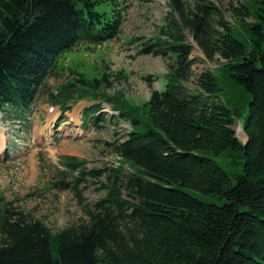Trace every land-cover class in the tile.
<instances>
[{
    "label": "trees",
    "instance_id": "obj_1",
    "mask_svg": "<svg viewBox=\"0 0 264 264\" xmlns=\"http://www.w3.org/2000/svg\"><path fill=\"white\" fill-rule=\"evenodd\" d=\"M220 2L169 0L166 23L141 54L171 62L164 88L144 105L109 94L106 72L80 73L51 95L64 106L75 97L115 102L131 131L108 143L117 168L88 170L85 161L63 157L80 171L76 193L85 176L106 191L83 205V221L55 232L0 200V264H264V0L233 5L231 21ZM121 6V0H0V111L23 114L67 52L116 38ZM186 32L210 61H226L200 74L196 90L186 85L194 74ZM228 84L238 98L229 96ZM243 103L246 144L234 129ZM227 158L239 159L238 169L219 161ZM185 188L224 203H207Z\"/></svg>",
    "mask_w": 264,
    "mask_h": 264
},
{
    "label": "rangeland",
    "instance_id": "obj_2",
    "mask_svg": "<svg viewBox=\"0 0 264 264\" xmlns=\"http://www.w3.org/2000/svg\"><path fill=\"white\" fill-rule=\"evenodd\" d=\"M242 2L243 0H221L219 6L225 10L228 21L234 18L230 8ZM169 9V0L123 1L120 36L102 45L81 44L66 55L64 67L48 79L34 108V117L41 121L40 125L28 130L16 117L7 118L4 113L1 114L0 133L9 138V151L0 152V200L4 198L12 202L18 209L45 222L55 232L86 218L83 205H94L106 195V191L101 189L97 179L85 176L86 179L80 183V191L76 193L73 186L76 178H81L80 171L66 168L62 158L75 156L86 162L88 170L117 168L119 158L108 143L125 138L131 131L130 124L114 109L115 102L107 101L100 102L102 109L98 113V116L105 119H100L96 124L95 115L92 117L88 111L97 103L85 100L75 106L78 108L79 105L83 114L81 120L77 121L80 125L77 131H72L70 136L64 135L65 133L46 136L45 130L49 128L45 125L46 119L56 116L46 111V107L53 106L49 93L56 92L70 78H78L80 73L87 78H94L101 77L106 72L111 76V84L107 90L109 94L122 93L132 104L138 106L147 103L154 91L164 88L163 78L171 60L141 54V49L159 35L161 27L166 23ZM247 22L252 20L247 19ZM239 30L242 34L247 32L243 26ZM188 40L194 45L191 55L194 74L186 85L190 90H196V80L200 74L206 70L221 69L226 61L218 57L216 61H210L191 36ZM113 75L120 78L115 79ZM228 93L230 97H237L239 94L237 88L230 84ZM248 108L249 105L245 103L241 105L243 118H237L234 125L242 142L243 136L240 134L244 119L249 114ZM56 112L60 113L61 110L56 108ZM46 141L50 144L45 146ZM3 144L0 142L1 148ZM219 161L228 171L238 169L237 162H240L234 158ZM125 170L129 171V168L126 167ZM105 179L106 176L102 181ZM185 190L207 203H224L221 199L192 189Z\"/></svg>",
    "mask_w": 264,
    "mask_h": 264
},
{
    "label": "bare ground",
    "instance_id": "obj_3",
    "mask_svg": "<svg viewBox=\"0 0 264 264\" xmlns=\"http://www.w3.org/2000/svg\"><path fill=\"white\" fill-rule=\"evenodd\" d=\"M0 142L4 143L3 146H2V148L0 146V151H3L4 146H5V142H6V138H5L4 135H0Z\"/></svg>",
    "mask_w": 264,
    "mask_h": 264
},
{
    "label": "water",
    "instance_id": "obj_4",
    "mask_svg": "<svg viewBox=\"0 0 264 264\" xmlns=\"http://www.w3.org/2000/svg\"><path fill=\"white\" fill-rule=\"evenodd\" d=\"M240 135L243 136V143L246 144L247 136H246L245 131H244V126H243V129H242V133Z\"/></svg>",
    "mask_w": 264,
    "mask_h": 264
}]
</instances>
